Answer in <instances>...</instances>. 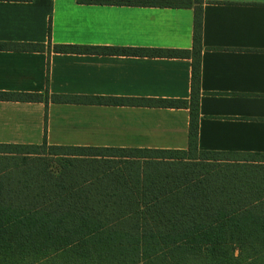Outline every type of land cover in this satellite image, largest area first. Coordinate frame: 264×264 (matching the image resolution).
Listing matches in <instances>:
<instances>
[{"label":"trees","instance_id":"obj_1","mask_svg":"<svg viewBox=\"0 0 264 264\" xmlns=\"http://www.w3.org/2000/svg\"><path fill=\"white\" fill-rule=\"evenodd\" d=\"M76 3L192 8L190 50L52 47L66 54L190 59L189 99L46 90L0 92V101L184 108L188 145L185 150L50 146L45 138L40 145L0 144V264H264V169L240 165L238 155L231 159L236 155L197 148L202 0ZM43 48L0 42V50Z\"/></svg>","mask_w":264,"mask_h":264},{"label":"crops","instance_id":"obj_2","mask_svg":"<svg viewBox=\"0 0 264 264\" xmlns=\"http://www.w3.org/2000/svg\"><path fill=\"white\" fill-rule=\"evenodd\" d=\"M199 151L264 169V0H202ZM192 8L0 1V92L188 100L191 61L56 53L54 45L190 50ZM50 27V40L47 29ZM50 43V46L48 44ZM184 108L0 101V144L185 150Z\"/></svg>","mask_w":264,"mask_h":264},{"label":"rangeland","instance_id":"obj_3","mask_svg":"<svg viewBox=\"0 0 264 264\" xmlns=\"http://www.w3.org/2000/svg\"><path fill=\"white\" fill-rule=\"evenodd\" d=\"M46 156H48V155H46ZM239 157V156H238ZM229 158H231V159H235V158H237V156H230ZM54 160V159H53Z\"/></svg>","mask_w":264,"mask_h":264}]
</instances>
